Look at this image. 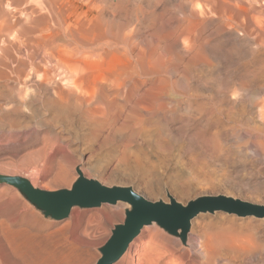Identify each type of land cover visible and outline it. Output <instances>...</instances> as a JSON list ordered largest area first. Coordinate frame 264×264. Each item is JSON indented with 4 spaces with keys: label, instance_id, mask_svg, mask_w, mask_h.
Masks as SVG:
<instances>
[{
    "label": "bare ground",
    "instance_id": "bare-ground-1",
    "mask_svg": "<svg viewBox=\"0 0 264 264\" xmlns=\"http://www.w3.org/2000/svg\"><path fill=\"white\" fill-rule=\"evenodd\" d=\"M5 5L6 7H4ZM0 8H1L0 65L5 68L4 71L8 70L7 71L8 74H10L11 72V87L9 86L10 87L9 90H11V100H10L11 103L7 102V104H11L10 105L11 107L9 106L8 108L4 107L5 105L3 107L7 109L11 108L10 109L11 117L9 116L10 112L8 111L6 112L9 113L8 116L11 118V120H9L11 121L10 124L11 128L14 127L15 129L16 127L22 126V124L23 125L25 124L26 128L29 126L31 127L32 125L31 122H33L35 118H38V120L40 119V121L44 125L49 126L50 129L51 127L57 128L58 126L59 128L60 126L62 127L64 126L65 129L69 128V130L67 131L68 133L69 131H71L70 134H72V137L74 138L75 135L73 136V133L77 134L80 131L78 132V130H76L77 133H75L74 130V132L72 133V128L73 129L81 128L87 130L89 136H92L91 140L93 138V140H95L96 143H99L101 146L102 144L109 143V140H110V144H112V141H114V143L117 142L118 143L117 148H119L117 150H119L121 157L123 156L122 159L124 160V162L122 163L128 165L130 164L128 168H130L131 171L133 172L136 171L135 173H140V176H142V174L151 175V173L154 171V164L151 163V161L153 160L150 159L151 161L149 162L147 158L148 156L146 157V155L148 154V152L145 151L146 150L145 148H148L146 147L147 146L146 144L148 142H152V144L154 143V145L155 144L159 145L155 147L159 148V151L162 152L163 147H161V145L164 144L165 142H162L161 144L157 141L159 139L161 141L162 132L164 130H167L169 124H171V122H173L176 119L180 120L184 127L187 124L190 123L193 124L194 122L199 121V125H201V128L197 124L199 128L198 129L195 128L197 131L192 132V134L195 133L193 134L194 137L197 138L200 142L203 143L204 146L207 147L211 145L209 143L210 139L208 138L209 139L208 140L207 137L208 136L212 137L213 139L212 141H214L216 146L213 149L218 148L217 145H219V141L222 138L221 132L222 131L224 132V129H226L227 124L229 125L230 123L236 121H245L248 122L249 125L250 123H255V126L253 127L258 131L259 130L262 131V133L264 132V0H13V2L12 0L11 1L0 0ZM10 9L15 12H18L19 14L21 13L22 15L25 16V19L23 20L16 19V21H12V20L10 21V15H11ZM19 17L21 18V16ZM1 44H3V46H1ZM233 52H234L233 57L234 55H236L239 61L236 62L237 59H235L236 63L234 62L235 64L234 63L233 64L236 66V68L234 65L232 67L229 66L228 70L225 67L226 69L225 71L223 67L227 66V62L231 61L230 63H232V60L227 61L226 56L227 55L229 56V54ZM226 53L228 54L224 56ZM240 60L241 61L243 60L242 63ZM239 62L241 63V65L238 64ZM236 64H238L240 67H237L238 65ZM3 69L1 68L0 71H2ZM8 74L5 75L9 76L10 78V75ZM5 75H2V77L4 78ZM9 83H10V79H9ZM6 85L7 84L0 85V89L1 87L5 88ZM6 87L8 88V86ZM7 92L9 94V91ZM242 94H246V96L248 97V98L246 97L242 98L243 100L248 101V103L245 102L246 104H248L247 105L248 108L244 104L245 107H243V109L241 110L243 105L241 106L240 103L237 101V97H238L237 95L242 96ZM6 96L8 97V95ZM5 98L3 100H5ZM3 102L2 104H4ZM237 102L241 106L240 108L237 107L238 105ZM1 107L2 106H0V108ZM43 108H45L48 113H46L45 111L43 112ZM238 108L240 110H238ZM180 111H182L180 113L181 115L177 113ZM176 113L179 115L178 118L175 115ZM45 114L46 115L49 114V116L47 117ZM6 122L4 124H6ZM9 123H7L8 124L7 126H9ZM232 125L230 124L229 127L231 128ZM38 126L42 127L41 125ZM32 127H35V125ZM188 127L190 128V125H188ZM234 127L235 129L237 128V131H239L240 129L242 130L241 128L242 126H239L240 127L239 130H238L239 127H236L235 125ZM248 127L252 128V126H248ZM180 128L181 127H179V129ZM14 129L12 128V130ZM60 129L58 130L59 132L55 130L56 132L52 134L50 133L51 134L50 139H48V137L46 136L47 142H45V144L42 143L43 146H45L44 148L40 149L41 148L40 147L38 148L37 151H34L35 150L34 149L33 151L35 153L32 152L33 155H31L32 153L28 152L29 157L26 156V159L28 160L27 163L30 164V166L33 165L34 168L37 169L39 161L44 157L46 152H49L47 151L48 144L50 143L52 144V142H54L53 144H55L57 140H62L64 139L65 136L67 137L65 139L69 140L68 138L69 136L62 134V130ZM243 129L245 131L244 127ZM249 129L247 130V133ZM22 130L25 131L27 129L23 127ZM35 130L36 129H34V131ZM45 131L47 132V130ZM251 131L249 133L250 135L252 134ZM206 132H209L208 136ZM233 132L235 131L233 130ZM181 133H176V134L179 137L178 134ZM164 134L166 133L164 132ZM224 134L228 135L230 133L225 132ZM250 135L248 136V138H245L242 135L241 137H244L246 141V139L247 140L249 139ZM76 136H77L76 138L78 139L79 138L78 134ZM174 136L175 134L172 135V137ZM231 136L233 138V135ZM194 137L192 136L191 137L192 139L191 138L190 139L193 140ZM19 138H21V136ZM224 138L225 137H223L222 140ZM254 138L256 139L257 137ZM25 139H28V137ZM236 139H234V141ZM173 140L174 139H172V142ZM250 140L252 139L250 138ZM90 141L89 142L86 141V142L92 145L93 143L92 142L90 143ZM143 141L144 144L145 141H147L145 144L146 145L145 148L142 143ZM199 141L198 143H200ZM231 141L233 142V139ZM11 142L13 143L12 140ZM62 142L63 140L61 141V144ZM74 142H77V140ZM243 142H241V144H244ZM20 143L22 144L23 142ZM65 143L68 144V142ZM166 143L168 144V142ZM169 143L171 147L172 143L171 142ZM177 143H179V141ZM214 143L212 142L213 145ZM220 143L223 144L222 142ZM254 143L255 145L257 144L256 141ZM72 144L73 142L71 143V145ZM241 144H239V146H241ZM258 144L260 145L259 147L261 149L264 143L262 142V144H260L258 142ZM184 145L185 144H183L182 146ZM17 146H19V144ZM64 147L62 148L65 150ZM103 147H105V145ZM168 147L169 146H167V148ZM170 147L169 149H171L173 145L171 148ZM184 147L182 148L184 149ZM219 147L221 148L220 145ZM249 147L248 149L250 151ZM187 148L189 149L190 147L187 146ZM236 148L238 149V147ZM240 148L244 149V147H240ZM59 149L61 148L59 147ZM105 149H106L105 152L108 151L107 148ZM153 149L151 150L152 151L156 150ZM92 150L93 151L96 150V152L98 153V148ZM220 150H222V148ZM58 151L59 150H57L56 152ZM75 151H77V149H75ZM169 151H173V149ZM210 151L215 152V150H211V149ZM226 151L227 150H225V152ZM232 151L233 150H231V152ZM50 152L53 153L54 151H50ZM63 152L60 156V159L55 160L53 157L52 159L53 161L50 159V156L47 155L48 160L46 161L50 160L51 162H49L48 165H46L47 162H45L46 165L45 168H41L44 170V175L48 174L50 177L51 176L50 174L56 173V175H54L53 177L54 179L55 176L59 175V173H61V175L63 173L67 175L69 173L68 176L70 175V170H71L70 163L72 160L69 159L70 163H68L67 161V163L70 166L69 167L70 170L69 171L67 170L68 173L63 172L66 170L65 168L66 165L65 167L63 166V164H65L63 163V161H65V157L66 160H68L67 159L68 155H66ZM73 152L74 151L71 152L72 156L73 154L75 155L76 153ZM155 152H154L155 155L161 153V152L159 153L158 152L155 153ZM184 152L180 151L179 153L181 154ZM217 152L219 151L217 150ZM225 152L223 153L224 155L226 154ZM231 152H229V155H231L230 154ZM68 153H70V151H68ZM115 153H117V151H115ZM169 153L168 155L171 154ZM179 153L175 155L177 156L179 155ZM186 153H184L182 156L186 155ZM200 153L203 152L201 151ZM232 153H235V151H233ZM247 153L245 152L244 155ZM25 154L26 153H24V155ZM56 154L57 153H55V155ZM96 154L95 156L91 155V157H94V159H96ZM165 154L167 155V153ZM206 154L209 156L211 155L212 159L213 156H215L212 155L211 153L210 154L206 153ZM189 155L190 154H188V156ZM203 155L205 154H202V159H203ZM220 155L221 154H219V156ZM253 155L255 156L256 154ZM109 156L111 157L112 154H110ZM116 156L118 157L119 155ZM158 156H157V160L160 162ZM180 156H179V160L181 161L182 159H180ZM194 156L192 157V159H194ZM209 156H206L208 157V162H209ZM256 156L254 157V159L252 157V160L256 161L257 160ZM162 157H160V159H162ZM170 157H173V155L172 156L170 155ZM206 157H204V159H206ZM225 157L227 156H223L222 159L225 160ZM113 159H114V155H113ZM165 159L168 160V157H165ZM196 159H198V157H196ZM215 159H218V157L215 156ZM228 159L229 157H227L226 160ZM248 159H251V157L248 156ZM258 159H260V156H258ZM97 160L99 163L100 162L99 157ZM108 160H110L109 157ZM154 160H156V156L154 157ZM218 160L216 161L218 162ZM131 161L133 162L132 164ZM19 162L17 161L16 163ZM75 162H73V164ZM191 162L193 163L192 160ZM100 163H105V164H101L102 166L106 165L105 161ZM162 163L164 164L165 161ZM162 163L159 165H163ZM190 163H187L188 167L191 166ZM198 163L197 165H195L196 167L192 164L191 167H194L192 169L195 170L197 166L200 165V163L199 164ZM209 163L211 164V162ZM223 163L225 164V162ZM223 163H221L222 166L224 165ZM249 163L253 164L255 162L253 163L249 162ZM98 165L100 166V164ZM213 166H212V170H213ZM118 167L119 166H117V168ZM183 167L187 168L186 166ZM198 167L202 168V166H198ZM217 167H219V165ZM125 168H127V165H125ZM155 168L157 169V166H155ZM166 169L168 170L170 168H166ZM91 170L96 172V170L98 171L99 169H97L95 164V167L92 168L91 166ZM119 170H117L118 173ZM189 170L187 172L188 174H189ZM199 170L201 172V169ZM214 171L215 170L213 171L209 170V172L205 171V174L203 175L199 171L195 170L194 172H199L202 175H198L199 173L196 175L194 172H191L190 174L194 173L196 175L195 179H199V180H200V176H202L203 177L202 179L206 181L205 183H207L208 180L212 181L211 179L215 177L214 175H217L216 173L214 174ZM80 172L87 177L83 168L78 165L76 167V173L78 177ZM114 173L112 172L111 175H113ZM122 173L124 174V172ZM126 173L132 174V172H128V169H126ZM174 174L175 173L171 175H173L174 177L175 176L179 177V175H174ZM190 174L188 176H190ZM11 176H18V175H11ZM137 176L139 175L138 174L135 175V177ZM188 176L187 179H191V180L194 177L193 175L192 178H189ZM44 177L46 178V176ZM112 177L115 176L113 175ZM116 177L118 176L116 175ZM53 178L51 179L54 180ZM91 179H95V178H91ZM147 179L149 180V178ZM173 180L176 181V179ZM56 181H58L57 177L56 180H54L53 182ZM159 181H160L159 184L160 186L161 180ZM30 182L33 184L31 180ZM174 182H173V184L175 185L174 187L177 188L178 186V190H174V191L176 192L178 191L179 193L180 190L183 196L186 190L188 189L187 187H189L188 185H190V189H191V184H188L187 180L186 181L180 180L178 178V181H176L178 185L175 184ZM48 183L46 184V186L50 185V183L49 184ZM153 183L156 184L155 182ZM151 185L149 186L148 183L147 186H149L150 188L149 187L147 188L154 192L156 188L155 186H153L155 189L154 190L151 189L152 188ZM34 186L38 187L36 185ZM127 187H131V186H127ZM133 189L137 193L141 194L135 188ZM158 190H160V188H158ZM188 191L190 190L188 189ZM218 195H226V194H218ZM167 196L168 199L163 201L170 202L171 198H174L175 200L180 202L173 194L170 193L169 190H167ZM226 196H230V195H226ZM230 197H234V196H230ZM156 201H160V200H156ZM121 203L122 202H119L118 204ZM215 213L217 214L222 212H215ZM200 215H206V214L201 213L191 221V227L187 234L186 244H183L179 236L171 235L172 237L178 239L181 245L185 247H191V250L195 248H193V246L190 245L189 236H191L190 233L192 231L193 222ZM155 224L156 223H153L150 226H153ZM236 232L238 231L236 230ZM236 232L235 234H233L231 233V231H228V229L226 230L225 228V230L215 233L213 232L214 234H208L209 232L207 233V236L205 234L206 237L201 242V244L199 243L200 244L199 249L201 250V252L203 251L202 254H204L203 256L204 259L203 260L201 259L202 261L201 260L194 261L192 264H216L217 263L216 260L218 259L219 255L223 253L222 251L223 249H227L225 250V252L226 251L232 252L239 248H241L242 250L243 249L246 250L247 247L245 248V244L247 246L249 241L251 242L250 245H252V243L254 242L253 240H252L253 242L251 241L253 235L250 234L252 238L251 236L246 238L236 235ZM132 243L130 244L126 253L131 251L130 249L132 247ZM248 247L250 249V246Z\"/></svg>",
    "mask_w": 264,
    "mask_h": 264
},
{
    "label": "rangeland",
    "instance_id": "rangeland-1",
    "mask_svg": "<svg viewBox=\"0 0 264 264\" xmlns=\"http://www.w3.org/2000/svg\"><path fill=\"white\" fill-rule=\"evenodd\" d=\"M12 2H13V0H12ZM4 7H6V5ZM0 10H1V8H0ZM19 16H21V18ZM16 19L17 20L18 19L19 20L20 19L23 20V19H25V16L22 15L21 13L19 14L18 12H15V11L11 10L10 21L11 20L12 21H16ZM1 46H3V44H1ZM227 54L228 53H226L224 56H226ZM230 54H229V56L227 55L226 57H227V61L228 60H232V63H230L231 61H228L227 62V66L228 67L224 66L225 63L223 64V66H224L223 69L225 71H226V69L228 70L229 66L232 67L236 62L239 61L237 59L236 55H234V57H233L234 52L230 53ZM235 59H237L236 62H235ZM242 61H241V63H242ZM241 63L239 62L238 64L241 65ZM238 64H236V65H238ZM239 65L237 67H240ZM225 67H226V69H225ZM1 68L3 69L4 67L0 65V70H1ZM235 68H236V66H235ZM4 70H5V68L2 71H0L1 74H2V72ZM7 71L8 70L4 71L2 75L8 74ZM1 74H0V79H1L0 82L2 84L0 83V85L7 84L6 86H8V88L6 86H5V88L1 87V89L3 88L2 89L3 92L0 89V102H1L0 106H2L0 108V111L3 110L2 112H0L1 113L0 114V123H1L0 124V173L1 174L24 176V177H27L28 179H30L33 182V184L38 186L39 188L48 189V190H58V189H62V188H71L72 187L74 182L78 179V175L76 173V167L79 165L80 167L83 168L85 174L89 178L98 179L101 182H103L104 184H107L109 186H118V185L119 186H131V187L135 188L138 192H140L142 195H144L146 198H148L150 200H153V201H156V200H167L168 199L167 190H169L170 193L173 194L183 204H187L189 201L194 200V199H196V198H198L200 196H204V195L226 194V195L234 196V197H237V198H241V199L249 201V202H253V203L263 204L264 205V182H263L264 181V173H263L264 172L263 171L264 170V168H263L264 167V155H263L264 152H262V151H264V148H263L264 144L262 145L261 149L259 147L260 145L258 144V142L260 144H262V142L264 143V138H263L264 137V132L262 133V131L259 130L260 131L259 132L257 129H255L253 127V126H255V123H250V125H249V123L245 122V121H236V122H233L234 124L230 123L231 125L233 124L231 128L229 127L230 124L229 125L227 124L226 129H224V132L223 131L221 132V137L222 138L225 137L226 139L224 138L223 139L224 141H223L222 138L220 137L221 139L219 141V145L222 148V150H220L221 148L219 147V145H217V147L220 148V149H218V148L213 149L216 146H215L214 141H212L213 140L212 137L208 136L209 132H206V134L208 136L207 139L209 138L210 141H212L214 143V145H213L212 142L209 141V143L211 144V145L210 144L209 145L211 147L210 146L209 147L204 146L202 142H200L197 138L194 137L193 134H195V133L192 134V132L197 131L196 129L199 128L198 127L199 121L198 122H194L193 123L194 125L192 123L187 124L185 126L186 127L185 128L183 126V124L181 123V121L176 119L173 122H171V124H169L168 127L170 128V130L167 127V130H169L171 133L169 131H167V130H164L162 132L161 141L159 139L160 137L157 138V139H159L157 142H159L161 144H162V142H165V143L168 142V144L164 143V144L161 145V147H163L162 152L159 151V148H156L159 145H156V144L154 145V143L152 144V142H148L149 144L148 143L146 144L147 141H145V144L147 145L146 146L144 144V141L142 142L143 145H144V148H145V146L148 147V148H145L146 149L145 151L148 152L146 157L148 156L147 158H148L149 162L151 160H153V161H151V163L154 164V171L151 173V175L150 174L149 175H143L141 173L142 176H140V173H135L136 171L133 172V171H131L130 168H128V166L130 164L128 165V164L122 163V162H124V160L122 159L123 156L121 157V154H120L119 150H117V149H119V148H117V146H118L117 142H115L116 143L115 144L114 141H112V144H110V140H109V143H107V141H106L107 144H102V146H101L99 143H96V141L93 140V138H92V140H93V142H92V140H91L92 136H89V133H88L87 130H84V129H81V128H75V129L72 128V133L74 132V130H75V133H77L76 130H78V132L80 131L79 133H77L78 137H79L78 139L76 138L77 134L73 133V136L75 135V138H76L75 139L74 137H72V134H70L71 131H69V133H68V131H67V130H69L68 127H66L68 129H65L64 126L63 127L60 126V128H63V129H60L59 126H58L57 128H52L51 127V129H50L49 126L44 125L40 121V119L38 120V118H35L36 120L34 119L33 122H31V124H32L31 127L29 126V127L26 128V125L22 124V126H19V127L15 128L18 131H16L14 129V127H12V128L16 132L14 130H12V128L10 126L11 121H9V120H11V118H10L11 117V111H10L11 108L7 109L8 106L11 107L10 106L11 104H7V102L11 103V101H10L11 100V90H9L10 87H11V72H10V74H8V75H10V78H9V76L5 75L4 78L5 77L6 78L4 79ZM9 79H10V83H9ZM7 91H9L10 95L8 94ZM246 94H242V96L241 95L240 96L237 95L238 96L237 97V101L240 103L241 106L243 105L241 110L243 109V107H245V105L248 108V106H247L248 104L245 103V102L248 103V101L242 99L243 97L248 98L246 96ZM6 95H8V97ZM4 98H5L6 102H5V100H3ZM7 98H9V99H7ZM246 98H244V99H246ZM2 102L4 104H2ZM239 103H238L237 107L240 108L241 106L239 105ZM3 106L7 107V108H4ZM239 108H238V110H240ZM44 109L45 108H43V112L45 111L46 113H48L46 111V109L45 110ZM7 111L10 112V114L6 113ZM181 112L182 111L177 112V113L179 115H181L180 114ZM177 113L175 115L178 118L179 115ZM3 114H5V115H3ZM8 114H9L10 117L8 116ZM2 115H3V117H2ZM5 116H7V117H5ZM46 116L48 117L49 114L46 115ZM46 116H44V117H46ZM6 119H7V122H6ZM3 120H5V121H3ZM5 122H6V124H4ZM242 122L246 123V124H243ZM7 123H9L10 127L7 126L8 125ZM33 124L35 125V127H32V126H34ZM236 124L237 125L239 124V125L237 126ZM38 125H41L42 127H40ZM188 125H190V128L188 127ZM234 125L236 127L242 126L241 127L242 130L239 127L238 130L239 129L240 130L237 131V128L235 129ZM247 125L248 126H252V128L248 127ZM178 126L183 128V129L180 128L181 129L180 130ZM199 126L201 128V125H199ZM20 127H21V130H20ZM23 127L25 129H27V130H25V131L22 130ZM227 127H229V128H227ZM243 127L245 128L246 132L244 131ZM176 128H177V130H176ZM249 128H251V129H249ZM34 129H36V130L34 131ZM59 129L62 130V134H65V135L69 136L68 137L69 140L65 139V138H67L66 136L64 137L65 140L62 139L63 140L62 144L64 146H66V147H64L61 144L62 140H57L55 142V144H53L54 142H52L53 145L51 143L48 144L49 147L47 146V149H48L47 151H49V152H46L44 157L39 161L37 169L34 168L33 165L30 166V164L27 163L28 160L26 159V156L29 157V155H28L29 153H32V152L35 153L34 151H37L38 148H40V147H41L40 149L44 148L45 146H43V144H45V142H47V137H48V139H50L51 138L50 137L51 134L56 132V131L59 132L58 131ZM186 129L187 130L190 129V130L187 131ZM232 129L235 132H233ZM248 129H249V131L247 133ZM45 130H47V132ZM81 130H82V132H81ZM251 130H254V131H251ZM250 131L252 132L251 135L249 134ZM256 131H258V132H256ZM27 132H28V134L29 133L30 134L28 135ZM164 132L166 134H164ZM172 132L175 134L174 137H172V135H174ZM175 132L176 133H181L182 132L181 134H178L179 137H181L182 139L179 138ZM225 132H228L230 134H228V135L224 134ZM239 132H240V134H239ZM36 133H38V134H36ZM236 134L239 135V136H237ZM11 135L12 136L14 135V136L12 137ZM17 135L19 137L21 136L22 139L19 138ZM183 135H185V136H183ZM231 135H233V138H232ZM241 135L244 136L245 138H248L249 135H250V137H249L248 140L246 139V141H245V138L241 137ZM70 136L72 137V139H71ZM176 136H177V138H176ZM192 136L194 137L193 138L194 141L191 140ZM27 137H28V139H25ZM29 137H30V139H29ZM254 137H257L258 139H261V140H258L257 138L255 139ZM17 138L20 139V140H18ZM240 138H242V139H240ZM250 138L252 140H250ZM32 139L35 140V141H33ZM80 139L83 140V141H81ZM172 139H174L173 142H172ZM232 139H233V142L231 141ZM234 139H236V140L234 141ZM11 140L13 141V143L11 142ZM27 140H29V141H27ZM76 140H77V142H74ZM84 140H85V142H84ZM175 140H176V142H175ZM227 140L231 141V142H228ZM242 140L247 142L248 145H247V143L243 142ZM86 141H88V142L90 141V143L92 142L93 146L91 144H89L88 142H86ZM178 141H179V143H177ZM191 141H193L195 143H193ZM198 141L201 144L198 143ZM255 141L257 143L256 144L257 146L254 143ZM20 142H23L22 143L23 145ZM65 142H68V144H66ZM72 142H73V144L71 145ZM169 142L172 143V145H173V147L171 145L172 148L170 147V143ZM220 142H222L223 144H221ZM241 142H243L245 145L241 144ZM18 144H19L20 147L17 146ZM183 144H185L184 145L185 147L182 146ZM239 144H241V146H239ZM249 144L252 145V146H250ZM104 145H105V147H103ZM108 145L110 146V148H109ZM165 145L169 146L171 149H169V147L167 148V146H165ZM179 145H181L182 147H184L185 150L186 149L187 150L185 151ZM22 146H24V147H22ZM55 146H57V147H55ZM89 146L90 147L92 146V147L90 148ZM99 146H101V147H99ZM113 146H115V147H113ZM149 146H151V147H149ZM176 146H177V148H176ZM178 146L180 147V150H179ZM187 146L190 147V148L188 149ZM229 146H231V147H229ZM50 147H52V148H50ZM59 147L61 149H59ZM62 147H64L65 150ZM111 147H112V149H111ZM152 147L153 148L155 147L154 148V149H156L155 151H157V152L159 151L161 153L155 155L154 154L155 151L151 150V149H153ZM236 147H238V149ZM240 147H244L245 150L240 148ZM248 147L250 148V151H249ZM252 147L256 148L257 150L252 148ZM24 148H25V150H24ZM96 148H98V153L96 152V150H94V151L92 150V149H96ZM100 148H102L103 150L100 149ZM105 148H107L108 151L105 152V150H106ZM203 148L205 150H207V151H205ZM231 148H233V149H231ZM62 149H63L64 152L62 151ZM75 149H77V151H75ZM172 149H173V151H169V150H172ZM210 149L211 150H215V152H213V151L211 152ZM223 149H225L227 151L225 152V150H223ZM16 150H18V151H16ZM57 150H59V151L56 152ZM90 150H92V151H90ZM112 150H114V151H112ZM195 150L196 151L198 150V151L196 152ZM208 150L210 151V153L212 155H215L216 157H218L219 160L215 159V156H213V159H212L211 155L210 156L207 155L206 153L210 154ZM217 150L219 152L224 151L226 154L224 155L223 154L224 152L219 153V152H217ZM228 150H230V151H228ZM231 150L235 151V153H232L233 151L231 152ZM240 150H241V152H240ZM254 150H256L258 153L256 151H254ZM50 151H54L53 152L54 154L52 152H50ZM68 151H70V153H68ZM72 151L76 152L77 155L75 153V155L73 154V156H74L73 157L72 153H71ZM99 151H100V153H99ZM115 151H117V153H115ZM167 151H169L171 154L169 152H167ZM180 151L181 152L185 151L184 153H186L187 151H189V152H187L186 155H184L185 156L184 157V156H182L184 153L180 154L179 153ZM192 151H193L194 154L192 153ZM201 151L203 153H200ZM244 151L246 153L247 152L248 153L244 155V153H245ZM251 151H252V153L256 152V153H253V154H256V155L259 154L258 156H260V159H258V156L255 155L257 160L256 161L252 160V157L254 159L255 156L251 153ZM12 152H13V154H12ZM62 152L65 153L66 155H68L67 156L68 160H66V157H65V161H63V163H65V164H63V166L65 167V165H66V167H65L66 170L63 171V172L68 173L67 170L69 171L70 170L69 167L71 166L70 175L68 176L69 173L66 175L65 173L62 172L63 173L62 175L64 177L61 175V173H59V175L55 176V179L53 177H54V175H56V173L50 174L51 175L50 177H49L48 174L44 175V170L41 169V168H45V166L48 165L49 162H51L50 160L46 161V160H48L47 159V155L50 156L51 160L53 159V157H54L55 160H58V159H60V156H61ZM92 152L93 153L96 152L100 156H98L95 153L96 154V159H94V157H91V155L95 156V154H93ZM103 152H105V153H103ZM157 152H155V153H157ZM229 152H231L230 153L231 155H229ZM24 153H26V154L24 155ZM33 153L31 155H33ZM47 153H49V154L51 153V154L49 155ZM55 153H57V154L55 155ZM150 153L151 154L153 153L152 156H151ZM165 153H167V155ZM168 153L171 156L173 155V157H170V155H168ZM172 153H174V154H172ZM178 153H179V155L176 156L175 154H178ZM237 153H239L241 155V157ZM101 154H103V155H101ZM110 154H112L111 157L109 156ZM188 154H190L191 156L190 155L188 156ZM202 154H205V155H203V159H202ZM219 154H221L220 156H222V157L223 156H227V157H229V159L226 160L227 157H225V160H224V159H222V157L219 156ZM234 154H235V156H234ZM18 155L19 156L21 155V156L19 157ZM51 155H54V156H51ZM57 155H58V157H57ZM113 155H114V159L115 160L113 159ZM116 155H119V156L117 157ZM158 155H160V156H158ZM17 156L19 157V159H18ZM45 156H46V159H45ZM79 156H80V159H79ZM115 156L117 157V159H116ZM155 156H156V160H154ZM157 156H158V159L160 160V162L157 160ZM179 156H180V159H182L181 161L179 160ZM193 156H194V159H192ZM206 156H209V162H211V164L208 162V157H206ZM231 156H232V159H231ZM248 156L251 157V159H248ZM261 156H263V157H261ZM21 157H22V159H21ZM23 157H24V159H23ZM72 157H73L74 161H73ZM76 157H77V159H76ZM81 157H82V159H81ZM98 157L100 159V162H103V161L106 162V165H103L104 167L101 164H105V163H100V162L98 163V160H97ZM108 157H109L110 160H108ZM152 157H153V159H152ZM160 157H162V159H160ZM165 157H168V160L165 159ZM169 157H170V159H169ZM174 157H175V159H174ZM188 157H189V159H188ZM190 157H191V159H190ZM196 157H198V159L200 157V159L198 160V159H196ZM204 157H206V159H204ZM246 157H247V159H246ZM14 159H15V161L17 159V161L18 162L20 161V162L16 163L17 161L15 162ZM69 159L72 160L71 163L69 162ZM101 160H103V161H101ZM111 160H112V162H111ZM161 160H162V162L165 161V163L167 165L165 163L163 164L161 162ZM186 160H187V162H186ZM191 160L193 161V163L191 162ZM216 160H218V162ZM247 160H249V161H247ZM22 161H23V163H22ZM67 161H68V163H70V166L67 163ZM75 161H77V162H75ZM154 161H157V162H154ZM167 161H168V163H167ZM198 161L200 163V165H198V166H202V168L197 166V168L195 170L200 172L199 169H201L200 173H202L203 175L205 174V171L209 172V170H211V171H213V170L216 171L217 169L219 170V171L217 170L216 172L214 171V174L216 173L217 175L213 174L215 177H213L211 179L212 181L208 180L207 183H205L206 181H204L202 179L203 178L202 176H200V180L199 179H195V176L199 172H194L195 170L192 169L194 167H191V166H192V164L194 166L197 165ZM45 162H47L46 165H45ZM73 162H75L76 164L75 163L73 164ZM223 162H225V164ZM249 162H251V163L255 162V163L250 164ZM256 162H257V164H256ZM97 163L100 164L101 167ZM132 163L133 162L131 161V164ZM157 163H158V165H157ZM161 163L163 165H159ZM187 163H190L191 166L188 167ZM214 163L215 164L217 163V164L215 165ZM221 163H223L224 165L222 166ZM95 164H96L97 169H99L100 171L96 170V172H95V171L91 170V166L93 168V167H95ZM115 164L116 165L118 164L117 166H119L118 168L120 170H122V169H125V170L120 171ZM121 164H122V166H121ZM72 165H74V166H72ZM125 165H127V168H125ZM182 165L186 166L188 168V170L189 169L191 170V171L189 170V174L191 172H194L196 175L194 173H192V174H190L191 177L188 176L189 174L187 173L188 172L187 168L183 167ZM218 165H219V167H217ZM28 166H29V168L30 167L31 168L29 169ZM155 166H157V169L155 168ZM212 166H213V170H212ZM38 168H40V169H38ZM166 168H170V169L167 170ZM208 168H209V170H208ZM214 168H217V169H214ZM261 168H263V169H261ZM112 169H115V170H112ZM116 169L119 170V173H118V171ZM126 169H128V172H132V174L131 173H126ZM104 170H106V171H104ZM157 170H159V171H157ZM185 170H187V171H185ZM112 172L113 173L114 172L117 173V174H115V173L113 174L115 177H112L113 176V175H111ZM122 172H124V174ZM156 172H157V174H156ZM133 173H134V175H133ZM153 173L156 174V175H154ZM173 173H175L174 175H179V177H177V176L174 177L173 175H171ZM200 173L198 175H202ZM41 174H42V177H41ZM121 174H122V176H121ZM137 174L139 176L135 177V175H137ZM158 174H159V176H158ZM43 175L46 176V178ZM110 175H111V177H110ZM116 175L118 177H116ZM152 175H154V176H152ZM150 176H152V177H150ZM187 176L189 178L193 177L194 179L193 178H192V180L191 179H187ZM56 177H57L58 181L53 182L54 180H56ZM143 177H144V179H143ZM51 178H53L54 180H52ZM139 178L142 179V180H140ZM147 178H149V180ZM155 178L158 179V180H156ZM178 178L180 180H185V181L187 180L188 184H191V189H190V185H188L189 187H187L190 191H188V189H187L186 192L184 193V196L180 192V190H179V193H178V191L177 192L174 191V190H178V186H177L178 184L176 183V181H178ZM214 178H215V180H214ZM49 179H51V180H49ZM59 179H61L62 181L59 180ZM150 179H151V181H150ZM173 179H176V181L173 180ZM216 179H218L219 181L216 180ZM159 180H161V185L160 186H159V184H160ZM170 180L172 181V183H171ZM143 181H144V183H143ZM156 181L158 182V184H157ZM48 182L50 183V185L46 186V184ZM150 182H152V183H150ZM153 182H155L156 184H154ZM173 182L175 184H177L176 185L177 188L174 187L175 185L173 184ZM212 182H215V183H212ZM145 183H146V185H145ZM148 183H149V186L152 184L151 185V187H152L151 189L154 190L156 188L154 190V192L147 188V187H149V186H147ZM169 183H171L173 186L171 184H169ZM153 186H155V188ZM158 188H160V190H158ZM128 208H130V206L128 204H126V203H121V204H116V205L107 204V205H102V206L96 207V208L75 207L72 210L71 215H70V217L68 219H66L64 221H58V220H54L52 218L46 217L41 211L36 209L27 199H25V197L14 186L7 185V184H0V264H96L97 260L101 256L100 248L107 242V240L111 236L112 230L114 229L115 225L124 222L125 217H126V210ZM205 214L206 215H200L193 222L192 231L190 233L191 236H189V243L195 249L191 250V247H185V246L181 245V243H180V241L178 239L172 237L171 234H169L167 231H165L159 225H157V224H155L153 226L148 225V226H146V227H144L142 229L141 235L137 239H135V241L132 243V247L130 249L131 251L128 252L129 254L126 253L117 262V264H183V263L184 264H192L194 261H197V260L199 261L201 259L202 260L204 259L203 258L204 254H202L203 251L201 252V250L199 249V246H200L201 242L204 240V238L207 236V233L209 232L208 234H214L215 232H219V231L225 230V228H226V230L228 229V231H231V233H233V234H235V232L237 230L238 232H236V235H239L241 237H246L247 238V237L253 235V238L251 236L252 239L251 238L250 239H251V241L253 240L254 242L253 241L252 242L255 243V244L252 243V245H250L251 242L249 241L247 246L245 244V248L247 247L246 250L243 249L244 250L243 251L241 248H239V249H236V250L232 251L233 254L230 251H226L225 252V250H227V249H223L222 251H223V253L224 252L225 253L224 254L221 253L219 255L218 259L216 260V262H217L216 264H264V219H260V218L254 217V216H252V217H239V216H236V215L223 213V212L222 213H217V214L216 213L215 214L214 213H205ZM212 223H213V225H212ZM215 224L218 225V226H216ZM198 225H199V227H198ZM229 225H232V226H229ZM233 226H234V228H233ZM201 227H202V229H201ZM205 227H207V228H205ZM206 229H209L211 231L206 230ZM205 234H206V236H205ZM248 246H250V249H251L252 246L253 247L250 250ZM197 249H199V250H197ZM185 256H186V258H185ZM188 256H190V257H188ZM201 256H202V258H201Z\"/></svg>",
    "mask_w": 264,
    "mask_h": 264
},
{
    "label": "water",
    "instance_id": "water-1",
    "mask_svg": "<svg viewBox=\"0 0 264 264\" xmlns=\"http://www.w3.org/2000/svg\"><path fill=\"white\" fill-rule=\"evenodd\" d=\"M0 184L14 186L36 209L46 217L64 221L75 207L96 208L116 205L130 206L123 223L116 224L107 242L100 248L96 264H117L142 229L156 223L169 234L179 236L185 244L191 221L201 213L223 212L239 217L264 219V205L226 195H205L186 205L171 198L170 202L151 201L132 187L107 186L96 179L79 173L71 188L46 190L35 187L21 176L0 174Z\"/></svg>",
    "mask_w": 264,
    "mask_h": 264
}]
</instances>
